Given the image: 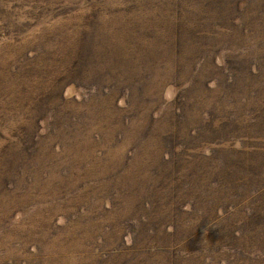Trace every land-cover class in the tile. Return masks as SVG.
Wrapping results in <instances>:
<instances>
[{
  "label": "rangeland",
  "instance_id": "rangeland-1",
  "mask_svg": "<svg viewBox=\"0 0 264 264\" xmlns=\"http://www.w3.org/2000/svg\"><path fill=\"white\" fill-rule=\"evenodd\" d=\"M0 264H264V0H0Z\"/></svg>",
  "mask_w": 264,
  "mask_h": 264
},
{
  "label": "trees",
  "instance_id": "trees-1",
  "mask_svg": "<svg viewBox=\"0 0 264 264\" xmlns=\"http://www.w3.org/2000/svg\"><path fill=\"white\" fill-rule=\"evenodd\" d=\"M211 16H213V15H210V17ZM223 31L226 32L225 30H223ZM179 59H180V57L178 59L174 60L175 65H174L173 69H172V66L170 68H164L165 72H166V76H169L173 80H175L178 76L182 77L183 75L187 74L188 69H190L189 61L180 63ZM145 102H146L145 103L146 106L149 105V103H152L151 100H145Z\"/></svg>",
  "mask_w": 264,
  "mask_h": 264
}]
</instances>
